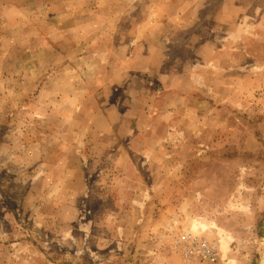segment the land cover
<instances>
[{"label": "rangeland", "instance_id": "rangeland-1", "mask_svg": "<svg viewBox=\"0 0 264 264\" xmlns=\"http://www.w3.org/2000/svg\"><path fill=\"white\" fill-rule=\"evenodd\" d=\"M0 264H264V0H0Z\"/></svg>", "mask_w": 264, "mask_h": 264}, {"label": "built area", "instance_id": "built-area-1", "mask_svg": "<svg viewBox=\"0 0 264 264\" xmlns=\"http://www.w3.org/2000/svg\"><path fill=\"white\" fill-rule=\"evenodd\" d=\"M175 244L187 260L214 261L217 258L216 246L199 234L177 230Z\"/></svg>", "mask_w": 264, "mask_h": 264}, {"label": "crops", "instance_id": "crops-1", "mask_svg": "<svg viewBox=\"0 0 264 264\" xmlns=\"http://www.w3.org/2000/svg\"><path fill=\"white\" fill-rule=\"evenodd\" d=\"M148 57V56H147Z\"/></svg>", "mask_w": 264, "mask_h": 264}]
</instances>
